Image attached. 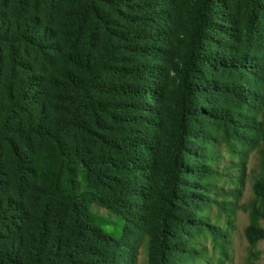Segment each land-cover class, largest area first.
<instances>
[{"label":"rangeland","instance_id":"374dc122","mask_svg":"<svg viewBox=\"0 0 264 264\" xmlns=\"http://www.w3.org/2000/svg\"><path fill=\"white\" fill-rule=\"evenodd\" d=\"M83 1L0 0L3 26L23 21L26 17H38L37 21L48 30L51 36L49 41L53 44H47L42 50L31 44H15L16 55L22 62L21 67L13 71L8 63L10 47L0 36V200L9 199L11 205L17 204L8 212L6 219L0 222V248L8 247L13 244L14 238H20L21 253L25 245H31L29 233L39 222H46L55 233L53 222L57 217L56 212L66 201L67 184L74 193L92 191L106 198H113L115 195L108 177L102 173L98 178L94 170H88L79 161L68 160L63 155L77 149L85 155L87 161L101 158L127 160L131 156L112 146V141L122 138L131 140L141 135L144 129V126L136 124L134 120L121 121V118L132 119V116L139 115L140 112L130 105L139 100L91 93L89 101L109 108L116 119L104 112L99 114L96 122L95 115L89 109L79 110L76 121L80 126L70 125L65 129L61 152L51 137L32 136L28 141L21 140L8 131L12 123L10 118L17 117L20 122H24L25 117L27 119L25 113L33 109V105H23L6 118H3L1 112V107L5 105L4 87L8 88L13 84L15 74L37 75L39 94L35 105L43 106L44 127L54 129L68 120L69 112L80 96V89L72 85V81H88L91 77L86 65L94 66L103 53L111 55L110 63L116 67L132 68L156 63L169 74L163 85L161 113L155 121L159 123L160 132L166 131L170 125L168 111L172 107L178 84L177 75L170 70L172 63L179 61L178 57L186 49L191 7L195 0H138L140 4H144H138L135 8L116 7L113 1L108 0L99 4L101 13L97 18L85 11ZM222 1H225L226 9L223 12L219 7L213 8L212 19L227 20V14L231 15L243 31L239 33L237 41L233 37L217 34V38L212 39L207 48L220 56L232 51H246L264 60V19L257 23V32L247 36L244 30L249 15L247 3L243 0ZM146 11L152 20L146 23L137 21V15H143ZM165 25L168 26L165 33L156 31V27L162 30ZM151 45L159 46L160 50L157 52L161 57L153 56L155 54ZM142 47H147L149 52L139 51ZM216 75L217 78L221 75L224 77L222 71L217 70ZM209 76L214 75L210 73ZM95 79L111 87L129 88L143 82V78L133 77L124 70L113 73L101 71ZM220 99L218 94H208L195 99L193 105H205L203 107L206 109V100L216 104ZM246 109L247 115H253L255 124L262 128L256 144L249 138L252 134L249 125L245 127L241 140L229 137L231 145H228L223 133L217 131L215 120L204 115V119L192 122L193 127L200 129L205 135L212 133L216 137L209 144L214 153L212 166L215 175L210 179V196L213 200L202 214L209 225L226 235L214 240L209 232L200 235L195 233V246L202 251L197 259L181 252L168 254L158 260L156 250L149 245L147 226L142 227L140 223L129 226L116 212L99 201L80 198L82 208L103 231L122 241H126L129 236L128 241L136 251L133 264H264V239L253 245L248 240L246 228L250 223V214L244 208L253 197V179L259 171L261 160L259 149L264 146V104ZM81 127L90 129L91 134ZM149 128L146 131H150ZM198 141L201 139L198 138ZM104 173L113 175L114 172L105 169ZM68 222L64 224L67 225ZM61 234L69 235L78 245H97L94 240H89L81 233L77 235L64 229ZM183 236L182 238L189 239L191 232L185 231ZM78 237H83L84 240ZM87 257L90 259L92 255Z\"/></svg>","mask_w":264,"mask_h":264},{"label":"trees","instance_id":"16d2710c","mask_svg":"<svg viewBox=\"0 0 264 264\" xmlns=\"http://www.w3.org/2000/svg\"><path fill=\"white\" fill-rule=\"evenodd\" d=\"M106 1L108 0H84L85 11L97 18L101 13L99 4ZM111 1L116 7L135 8L140 4L138 0ZM243 1L249 9L244 30L246 35L250 36L257 32V23L264 19V0ZM215 7L224 12L226 3L222 0H195L191 7L186 49L178 57L179 61L172 63L170 70L177 75L178 84L172 107L168 111L170 125L164 132L159 131V123L155 120L161 113L163 85L169 72L162 70L159 64H143L142 67L132 68L116 67L110 63L111 55L103 53L94 66L86 65L91 77L88 81H72V85L80 89V96L75 100L68 120L54 129L44 127L43 106L35 105L39 94L37 75H14L13 84L8 88L4 87L5 105L1 107V112L3 118H6L23 105H33V109L25 113L27 119L25 117L24 122H20L17 117L10 118L12 123L8 131L21 140L28 141L32 136L51 137L61 152L65 129L70 125L80 126L76 121L79 110L89 109L95 115L96 122L99 114L104 112L110 118L116 119L112 110L89 101L91 93L139 100L138 103L130 104L140 112L139 115L132 116V119L121 118V121L134 120L136 124L144 126V129L141 135L131 140L122 138L112 141V146L131 156L127 160L101 158L87 161L85 155L77 149H74L73 153L64 154V158L75 159L86 169L94 170L98 178L102 173L108 177L115 196L106 198L92 191L74 193L67 184L66 201L56 212L57 217L53 222L56 232L53 233L44 221L37 223L29 233L31 245H25L21 253L20 238H14L10 246L0 248V264H133L136 251L134 245L128 241L129 236L126 241H122L94 224L80 203V198L85 197L93 198L112 209L129 226L133 223L147 226L150 234L149 245L156 250L158 260L168 254L181 252L197 259L202 251L195 246V233L200 235L209 232L214 240L226 236L219 229L209 225L202 214L213 200L210 196V179L215 175L212 166L214 153L211 152L209 144H212L216 137L212 133L205 135L200 129L193 127L192 122L204 119V115L215 120L217 131L223 133L228 145H231L229 137L241 140L245 127L249 125L252 128L249 138L256 144L262 128L255 124L253 115H247L246 108L264 104V60L246 51H232L220 56L207 48L210 41L217 38V34L233 37L237 41L239 33L243 31L231 15L227 14V20L214 21L212 14ZM147 14L148 11L137 15V21L146 23L152 20ZM2 17L0 36L10 47L8 63L13 71L21 67L22 62L16 55L15 44H31L41 50L46 48L47 44L53 46L49 41L51 36L48 30L40 25L38 17H26L23 21H15L9 26L2 25ZM165 28L168 26H163L162 30L158 27L155 29L165 33ZM144 48L139 51L149 52L147 47ZM151 48L155 58L161 57L157 52L158 45H151ZM123 70L133 77L143 78V82L127 88L106 86L95 79L101 71L113 73ZM217 70L222 71L224 77L221 75L217 78ZM210 73L214 76L210 77ZM208 94H218L221 99L216 104L206 100V109L205 105H193L195 99L206 97ZM147 128L150 131H146ZM83 130L91 134L90 129ZM198 138L201 139L200 142H197ZM259 152L261 160L259 171L253 179V197L244 205L250 214L246 235L252 245L264 239L263 145ZM105 169H111L113 175L104 173ZM13 206L17 204L11 205L9 199L0 200V222L6 219ZM66 221H69L67 225L64 224ZM64 229L77 235L81 233L89 240H94L97 245H78L69 235L61 234ZM185 231L191 232V238H182ZM78 238L84 240L83 237ZM89 255H92L90 259L87 257Z\"/></svg>","mask_w":264,"mask_h":264}]
</instances>
